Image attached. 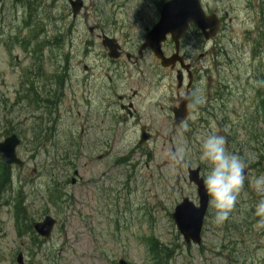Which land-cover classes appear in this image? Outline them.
Returning <instances> with one entry per match:
<instances>
[{"label": "rangeland", "instance_id": "rangeland-1", "mask_svg": "<svg viewBox=\"0 0 264 264\" xmlns=\"http://www.w3.org/2000/svg\"><path fill=\"white\" fill-rule=\"evenodd\" d=\"M83 1L85 9L73 19L67 0H31L35 9L30 23L27 9L14 0L0 2V142L8 132L17 134L18 156L25 162L24 168H11V189L0 195V264H17L20 252L24 264H119L121 259L127 264H153L151 238L173 251L170 264H264V230L253 227L259 197L247 182L223 225L212 222L210 209L201 246L186 245L172 220L184 197L197 203V196L188 167L174 165L169 153L189 145L190 168L200 166L204 174L197 135L207 131L224 135L231 151L253 156L246 169L248 179L264 173V36L260 38L256 29L248 33L250 0H201L205 11L216 12L224 25L213 43L193 38L183 48L192 60L205 54L198 67L209 68L202 71L204 81L198 89L205 94L207 78L213 79L215 108L202 122L193 119L194 125L184 131L168 127L166 139H156L147 149L134 150L136 141H128L134 131L128 129L115 152L132 150L139 163L137 180L133 189L125 187L123 167L112 170L120 156L111 157L101 169L108 174L100 192L87 184V151L83 143L75 142L80 136L78 123L65 116L50 139L39 138V103L31 93L39 96L49 76L65 67L69 58L88 63L105 55L90 27L101 28L131 49L157 22L159 4L165 0ZM205 105L206 100L201 103ZM17 201L22 202L26 220H17ZM47 215L57 220L51 237L44 240L35 234L34 239L27 225Z\"/></svg>", "mask_w": 264, "mask_h": 264}, {"label": "flooded vegetation", "instance_id": "flooded-vegetation-1", "mask_svg": "<svg viewBox=\"0 0 264 264\" xmlns=\"http://www.w3.org/2000/svg\"><path fill=\"white\" fill-rule=\"evenodd\" d=\"M263 5L264 0H250L247 3L251 27L248 33L256 29L260 38L264 36ZM221 22L223 26L224 20L221 19ZM99 32L101 34L94 29L89 30L93 39L101 41L103 33L101 30ZM145 38L146 35L131 49L120 43L121 55L117 59H110L105 50L104 56H97L88 63L81 60L78 63L70 62L72 58H69L66 66L57 68L53 78H49L39 92V132L43 135L53 134L65 116L74 125L78 123L80 136L75 142L85 145L87 153L84 158L90 167L87 184L97 192L101 191L103 179L108 174L101 172L104 162L115 156L120 157L113 163L112 170L123 167L126 173L124 186H132L133 189L139 163L134 160L132 150L122 155L115 152L118 139L125 136L128 129L134 131V135L128 138L130 142L136 141L134 150L147 149L156 139H166L165 131L168 127L184 131L186 128L182 125L193 126V119L202 122L205 113L209 114L210 108H215L212 105L218 101L211 77L206 80L205 94L201 95L198 89L204 81L202 71L206 72L209 68L202 70L198 67L205 54L201 53L198 60H192L188 52L183 51L190 39L201 38L202 44H211L216 39L203 41L202 33L192 24L181 40L175 61L172 60L169 67H164L153 51L144 46ZM167 45L170 47L168 51ZM162 50L167 58L176 53L170 37L163 44ZM146 64L150 65L142 72ZM179 75L181 81L177 80ZM205 100L206 105L201 106ZM180 107L182 114L186 109L187 115L181 124L175 125V111ZM164 123H167L166 127ZM155 127L159 128L158 132H154ZM200 168L203 175L204 170ZM76 172L79 171L75 169V176ZM98 172L101 177H97ZM77 177L81 180L80 174ZM71 182L75 185L77 180L73 178Z\"/></svg>", "mask_w": 264, "mask_h": 264}, {"label": "water", "instance_id": "water-1", "mask_svg": "<svg viewBox=\"0 0 264 264\" xmlns=\"http://www.w3.org/2000/svg\"><path fill=\"white\" fill-rule=\"evenodd\" d=\"M69 3L75 18L82 11L84 3L82 0H69ZM190 24H195L202 31L206 40L214 38L219 33L220 21L217 15L206 16L200 0H171L164 4L160 20L146 38V45H149L155 55L162 59L163 65L168 66L172 61L165 58L161 49V45L166 41L167 35L171 34L178 49L180 39L184 37ZM103 46L109 50L111 58H118L119 45L115 40L104 36ZM178 78L180 79V77ZM180 113H182L181 108L176 112L177 124L184 118V116L179 115ZM19 145L20 140L15 134L0 143V155L6 165L24 166V162L17 157L16 153ZM189 181L197 187L199 206L185 198L182 203L176 206L172 218L187 244L200 245L204 218L208 209V197L203 190L199 168L189 170ZM55 223L56 221L53 218L47 216L43 222L35 223L34 229L40 236L48 238L53 231ZM17 262L19 264L23 263L22 254H19ZM120 263L125 264L123 261Z\"/></svg>", "mask_w": 264, "mask_h": 264}, {"label": "clouds", "instance_id": "clouds-1", "mask_svg": "<svg viewBox=\"0 0 264 264\" xmlns=\"http://www.w3.org/2000/svg\"><path fill=\"white\" fill-rule=\"evenodd\" d=\"M185 127V125H182ZM198 160L206 171L200 177L203 190L208 197V206L214 211L212 222L223 225L237 207L245 183L259 197L253 215L257 218L255 230H264V173L248 179L246 169L253 162L250 153L231 151L227 138L215 131L197 135ZM191 147L187 144L169 153L171 162L180 167H191ZM259 255V253H258Z\"/></svg>", "mask_w": 264, "mask_h": 264}, {"label": "trees", "instance_id": "trees-1", "mask_svg": "<svg viewBox=\"0 0 264 264\" xmlns=\"http://www.w3.org/2000/svg\"><path fill=\"white\" fill-rule=\"evenodd\" d=\"M44 13L46 14L47 11H44ZM37 101H39V97ZM11 180L9 168L2 165L0 170V193L3 189L9 188L11 186ZM16 211L17 220H26L25 216L23 215L22 205L19 202L16 205ZM27 226L28 228L32 227L31 225ZM20 231L21 233L23 232L22 229H20ZM31 231L33 232V230ZM149 250L152 256L153 264H170L172 262L171 259L173 260V251L168 247L162 246L158 240L154 238L149 240Z\"/></svg>", "mask_w": 264, "mask_h": 264}]
</instances>
